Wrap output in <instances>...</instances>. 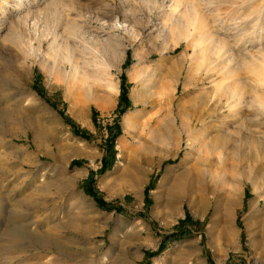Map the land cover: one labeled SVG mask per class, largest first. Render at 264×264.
I'll return each instance as SVG.
<instances>
[{
    "label": "rangeland",
    "instance_id": "obj_1",
    "mask_svg": "<svg viewBox=\"0 0 264 264\" xmlns=\"http://www.w3.org/2000/svg\"><path fill=\"white\" fill-rule=\"evenodd\" d=\"M263 62L264 0H0V264H264Z\"/></svg>",
    "mask_w": 264,
    "mask_h": 264
},
{
    "label": "bare ground",
    "instance_id": "obj_2",
    "mask_svg": "<svg viewBox=\"0 0 264 264\" xmlns=\"http://www.w3.org/2000/svg\"><path fill=\"white\" fill-rule=\"evenodd\" d=\"M189 23L190 24H188V25H194L193 26V28L195 29V30H199L197 27V25H198V22H197V18H195V14L191 17V19H190V21H189ZM201 39V35L199 36V40ZM195 45H197V42L195 43ZM200 45V44H199ZM201 47V46H200ZM201 52H202V50H200ZM232 60V59H231ZM231 60H227L228 62H226L225 64L226 65H229L230 63H231ZM252 64V63H251ZM262 65V66H261ZM260 65V67H261V73L260 72H258L257 71V76H259L257 79H258V82H261V84H264L263 82H264V72H263V70H264V62L262 63ZM214 69H215V67H213ZM218 71V70H217ZM234 72H235V70H234V68L232 67V68H229L228 69V74H230V75H232V74H234ZM256 74V73H255ZM219 85V87H220V84L219 83H217V86ZM219 87H217L215 90L216 91H219ZM228 89V88H227ZM234 89L235 88H233V87H231V88H229V90L231 91V92H227L229 95L227 96V98L229 99V100H231V99H233V98H235V95L237 94V93H234ZM227 93H225V94H227ZM221 94V93H220ZM223 94V93H222ZM221 96L222 95H219L217 98L218 99H221ZM226 98V99H227ZM234 106V105H233ZM125 122H126V120H125ZM131 122H126V125L127 126H129V125H131L130 124ZM189 182V181H188ZM30 228H32V226H29Z\"/></svg>",
    "mask_w": 264,
    "mask_h": 264
}]
</instances>
